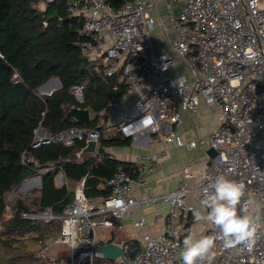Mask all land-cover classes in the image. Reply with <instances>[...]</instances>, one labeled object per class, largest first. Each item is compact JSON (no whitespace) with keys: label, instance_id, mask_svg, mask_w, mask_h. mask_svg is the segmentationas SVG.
Listing matches in <instances>:
<instances>
[{"label":"built area","instance_id":"2783aa9c","mask_svg":"<svg viewBox=\"0 0 264 264\" xmlns=\"http://www.w3.org/2000/svg\"><path fill=\"white\" fill-rule=\"evenodd\" d=\"M56 0H42L45 7ZM155 0H126L115 8L110 0H68L71 16L83 20L81 44L89 61L102 65L106 74L121 72L128 88L122 97H114L103 114L112 122L109 129L131 138L145 147L153 142L195 147L199 139L187 141L178 133L185 113H198L202 103L221 114L222 124L210 132L207 143L217 151L194 179V164L189 163L177 187L161 195L138 199L133 186L140 182L123 169L104 181L108 196L90 198L85 180L75 188L74 199L61 213L52 207L24 212L33 221H60L59 235L50 243L39 241L42 264H96L103 258L98 250L106 234L122 227L133 208L148 207L159 200L169 204L168 226L158 234L151 232L144 218H134L143 230L142 246L128 258L129 245L119 244L127 258L117 264H181L183 218L195 220L203 190L218 175L242 181L247 186L244 203L260 217L251 247L226 248L217 241L212 264H264V0H185L179 13L155 17ZM45 8V9H46ZM172 28L177 37L169 52L158 51L152 31ZM0 56L2 54L0 53ZM262 87V90H261ZM71 93L84 103V85L73 86ZM39 95H44L38 93ZM122 99L126 100L123 103ZM71 126L56 133L41 127L34 132L32 146L55 143L67 147L78 142H100L102 126ZM101 158L96 155V160ZM141 170L152 171V154L138 157ZM22 163L44 174L55 165L41 167L38 158L24 153ZM59 187L68 186L63 169L55 176ZM35 178L22 184L40 186ZM214 226L212 225V232ZM108 243V242H107ZM67 248L51 254L53 245Z\"/></svg>","mask_w":264,"mask_h":264},{"label":"trees","instance_id":"16d2710c","mask_svg":"<svg viewBox=\"0 0 264 264\" xmlns=\"http://www.w3.org/2000/svg\"><path fill=\"white\" fill-rule=\"evenodd\" d=\"M67 1L56 0L42 10L37 6L39 0H0V215L8 206L7 195L26 178L38 174L37 167L22 163L24 153L38 158L41 167L55 165L42 174V187L33 198L18 197L13 202V215L0 235V264H42L39 253L36 256L26 252L17 244L18 237L35 234L38 243L41 240L48 244L60 233V221H33L25 218L24 212L52 207L59 214L73 201L75 188L83 180L87 196L99 198L110 194L102 183L119 169L134 177L141 173L136 163L118 160L102 149L132 143L131 138L119 132L108 135L104 128L98 161L88 154L73 157L85 146V141L71 147L55 143L32 146L39 127L50 133L71 126L98 127L101 112L128 88L121 72L108 75L102 65L85 57L81 44L88 37L82 34L83 20L70 15ZM125 1L110 0L115 8ZM52 78H59L62 88L49 96L39 95L37 89ZM78 84L84 85V103H79L71 93ZM73 107L89 108L91 120L79 123L68 116ZM61 169L68 186L56 185L55 176ZM127 244L130 258L141 246L132 239ZM105 261L98 258L96 264Z\"/></svg>","mask_w":264,"mask_h":264},{"label":"crops","instance_id":"0c3cea01","mask_svg":"<svg viewBox=\"0 0 264 264\" xmlns=\"http://www.w3.org/2000/svg\"><path fill=\"white\" fill-rule=\"evenodd\" d=\"M155 3L156 5L151 10V13L155 17H165L170 12L179 13L185 5V0H155ZM176 37L177 33L170 27L167 31L161 27H156L152 31V40L158 51L169 52L171 50V41ZM122 101L126 103L125 99H122ZM211 111V107L202 103L198 113H185L183 115L178 133L187 141L199 139L195 147L190 148L187 144L177 146L175 143L163 142H153L150 145L142 147L140 143H133V141L129 146H103V150L110 154V156L121 161L134 162L137 165L139 156L145 154H152L154 156V169L152 171L141 170L138 176L141 181L133 186V196L143 199L149 196L161 195L175 189L182 180L184 171L189 163L194 164V179H197L200 170L208 162V135L222 124L220 120L221 114L218 111L215 113ZM106 118V115L101 112L100 122L106 123L102 128L108 131V135H112L115 131L110 130L109 127L118 120V117H114L112 122L107 121ZM100 145L99 142L94 156L100 154ZM103 184L104 182L102 183V187H104ZM168 210L169 204L163 200H159L148 207L133 208L131 215L122 221V227L116 228L112 232L108 231L106 235L110 239L101 240V244H106L107 242H127V240L132 239L138 241L140 246H142L141 241L144 232L142 229L134 226L133 219L144 218L150 224L151 232L158 234L163 232L168 226ZM182 229L184 238L186 234L193 230L203 232L204 234H211L212 225L204 222H194L190 216H187L182 220Z\"/></svg>","mask_w":264,"mask_h":264},{"label":"clouds","instance_id":"9594fccd","mask_svg":"<svg viewBox=\"0 0 264 264\" xmlns=\"http://www.w3.org/2000/svg\"><path fill=\"white\" fill-rule=\"evenodd\" d=\"M247 186L242 181L218 175L203 190L199 205L193 210L195 220L214 226L212 234L191 231L182 241L181 264H212L217 241L226 248L251 247L260 217L243 202Z\"/></svg>","mask_w":264,"mask_h":264},{"label":"water","instance_id":"95a60500","mask_svg":"<svg viewBox=\"0 0 264 264\" xmlns=\"http://www.w3.org/2000/svg\"><path fill=\"white\" fill-rule=\"evenodd\" d=\"M60 88H62L61 80L59 78H52L41 85L37 89V92L49 96L52 95L54 91L59 90ZM68 116L74 118L79 123L89 122L91 120V110L89 108L73 107L68 113ZM98 145V141L88 140L86 142V145L80 150V152L75 154L73 157L78 158L87 154L94 155L97 152ZM208 154L213 158L217 155V151L214 148H209ZM40 187H42V184L40 185ZM98 250L102 253V256L108 260L115 261L117 257L120 256L122 257V260L124 262H127V258L123 252L122 247L117 243L110 242L101 244Z\"/></svg>","mask_w":264,"mask_h":264},{"label":"rangeland","instance_id":"374dc122","mask_svg":"<svg viewBox=\"0 0 264 264\" xmlns=\"http://www.w3.org/2000/svg\"><path fill=\"white\" fill-rule=\"evenodd\" d=\"M37 6L42 10H44L46 8L44 3L42 2V0H39V3L37 4ZM102 149H103V147H102ZM39 177H42V174L39 173V174L30 176L28 178H35L38 182ZM36 180H35V182H36ZM55 182L59 186V183L56 179H55ZM68 185H69V181H68ZM29 186H30V184L25 185V184L21 183L17 187H15L12 190V192H10L7 195L8 206H7L4 214L0 215V235L3 233L4 224L13 215V209H12L13 205L12 204L15 201V199H17L18 197L25 198L26 196H30L31 198H33L35 196V192L41 188L40 186H33V185H31V187H29ZM70 187L72 188L71 183H70ZM43 222H47V221H43ZM17 244L20 245L22 248L24 247V249H26V252H33V253H35L36 256L39 253L40 246H39V243L37 241V236L35 234H25V235L18 237V243ZM66 248L67 247L65 245H62V244L53 245V247L51 249V254H56L58 252L65 250ZM106 260L107 261H105L104 264H117V262H115V261H111L108 259H106Z\"/></svg>","mask_w":264,"mask_h":264},{"label":"bare ground","instance_id":"6f19581e","mask_svg":"<svg viewBox=\"0 0 264 264\" xmlns=\"http://www.w3.org/2000/svg\"><path fill=\"white\" fill-rule=\"evenodd\" d=\"M36 182H37V180H36Z\"/></svg>","mask_w":264,"mask_h":264}]
</instances>
